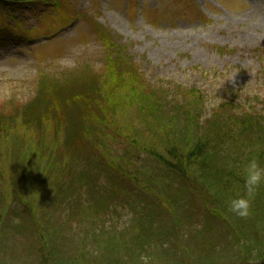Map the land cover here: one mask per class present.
I'll return each mask as SVG.
<instances>
[{"label": "rangeland", "instance_id": "obj_1", "mask_svg": "<svg viewBox=\"0 0 264 264\" xmlns=\"http://www.w3.org/2000/svg\"><path fill=\"white\" fill-rule=\"evenodd\" d=\"M22 1L13 0L20 9L0 4V264H142V255L150 257L149 264H243L245 260L264 264L260 260L264 256V213L252 207L251 214L238 217L237 223L225 206L238 193L223 198L220 186H203L239 227L247 247L244 258L234 242L224 237L223 224L205 218L201 207L206 200L197 193L193 212L185 211L177 201L170 214L163 200V217H156L153 223L142 222L145 227L140 228L134 199L124 196L112 200V183L105 175L93 185V192L82 188L80 175L86 171L96 174L98 169H88L80 151L70 154L65 146L70 125L63 122L54 140V127H26L22 117H17L36 97L42 76L60 79L78 77L82 72L103 74L104 48L96 38L102 29L121 38L149 91L173 93L178 86L197 89L206 99L204 119L224 104L234 105L239 114L262 115L264 0H58L56 8ZM193 103L188 102V109ZM171 109L166 110L170 118L183 112ZM141 118L136 106L125 115H113L111 121L119 128L124 126L130 134L137 128L140 133L137 148L126 149L130 143L125 138H106L114 149L106 155L108 162H119L129 153L133 164L153 169L147 150L150 142L158 143L162 136L154 138L155 129L145 134L138 126ZM150 122L162 123L157 118ZM7 124L14 129L3 138ZM90 128L88 143L92 146L104 125L94 122ZM157 147L155 151L161 152V145ZM51 162L70 164L63 181L78 176L75 189L65 193L74 207L48 200L55 195L53 187H48L50 177L60 170L51 167ZM189 171L197 177L196 170ZM43 180H47L48 190ZM17 189L27 204L15 200L18 195L12 191ZM154 194L158 201L168 197L164 191ZM101 201L107 205L101 206ZM25 212L30 221L27 228H7L9 220L15 222L9 224L20 225L19 217ZM167 238L175 249L164 245Z\"/></svg>", "mask_w": 264, "mask_h": 264}, {"label": "trees", "instance_id": "obj_2", "mask_svg": "<svg viewBox=\"0 0 264 264\" xmlns=\"http://www.w3.org/2000/svg\"><path fill=\"white\" fill-rule=\"evenodd\" d=\"M57 1L23 0L22 2L52 5L51 7L56 8ZM12 2L13 0H0L3 7L13 5L18 7L17 2ZM96 38H100L104 48L103 74L99 77L90 72H82L78 77L68 75L60 79L42 76L36 97L18 111L17 117H22L26 127L37 129L54 127L56 130L54 140L58 139L63 122L70 125L71 128L68 129L65 140V146L70 154L76 150L80 151L81 156L89 164L88 169L94 171L98 169L96 174L86 171L80 175L81 180H84L82 188L87 187L93 192V185L105 175L112 183V200L124 196L134 199L133 207L136 211V218L141 221L138 223L140 228L145 227L142 222L153 223L156 217H163L162 205H166L164 201L169 205L166 206L170 214L172 210L170 207L174 208V203L177 201L185 211L193 212L197 207V199L195 201L197 193L200 198L206 200L205 207H201L205 212V218L220 221L223 224L224 237H229L234 242L244 258L247 255V247L239 236V227L232 221L228 211L221 209L217 202L212 200L203 186L208 188L220 186L223 198H228L233 193L243 194V166L253 157L258 158L264 164V113L262 115L255 112L239 114L234 105L224 104L216 108L208 119H204L206 99L197 89H182L178 86L175 88L176 92L173 93L160 92L156 89L149 91L144 75L129 56L127 47L120 42L121 38L113 36L105 29H102ZM172 96L174 98H170ZM192 99L195 104L193 103L188 109L190 106L188 107L187 104L192 102ZM135 106L143 117L141 118L142 124L138 126L144 130V133L155 129L152 133L153 137L162 136L158 143L150 142L155 147L149 146L147 150L154 162L153 169L139 168L132 163V157L128 158L129 153H124L119 162L106 160V155L114 150L106 138L116 140L118 136L121 140L125 138L129 141L130 144L126 145V149L138 147L136 138L140 131L137 128H133V133L130 134L126 132L127 128L124 126L119 128L115 121H111L113 115L115 117L125 115ZM171 108L180 109L183 112L170 118L167 112ZM156 118L162 123L153 122L152 124L150 122L155 121ZM85 120L88 121L87 125L83 123ZM181 120L184 124L180 123ZM118 121L122 123L121 120ZM94 122L99 126L104 125V129L101 135H97L95 143L92 142L90 146L88 143L92 133L90 126ZM5 128L3 138L11 135L14 129L10 124H7ZM95 130L97 133L98 127ZM109 132L115 135L111 136ZM86 144L91 148H86ZM158 144L161 145V152L155 151ZM88 150H91L90 154ZM50 165L51 167L58 166L60 170L56 173L58 175L54 174L55 176L50 177L48 187H53L55 195L51 199L48 197V200L52 204L56 201L58 203L67 202L74 207V202L65 193L74 188L73 186L78 182V176L75 174L71 179L63 181L66 172L71 169L70 164L64 163L61 166L56 162H51ZM190 168L196 170L198 174L196 178L190 173ZM18 179H20V174ZM43 182L47 189V180ZM162 184L165 188L161 186ZM159 191H164L168 197L158 201L154 198L156 197L154 192ZM12 193L15 196L18 195L15 200L27 204V198L19 195L18 189L17 192L12 191ZM33 203L36 205L35 202ZM100 203L101 206L107 205L104 201ZM222 204L225 206L224 203ZM252 207H258L264 213V185L258 189ZM225 208L227 209V206ZM34 210L29 211L30 214ZM27 213L19 217L20 225L9 224L15 223L13 220L7 221V228L21 229L25 226L27 228L30 223L29 218L26 217ZM238 220L236 217V222ZM1 221L2 215H0V225ZM153 226L157 228L155 223ZM132 241H128V244L130 245ZM164 245H168V249L176 248V245L168 238ZM185 250L190 257L193 256L191 251L184 248L183 251ZM48 251L53 255L51 249ZM208 258H210L209 255ZM260 260L264 261V256ZM41 261L45 262L46 258L41 256ZM251 263L252 261L245 260L243 264Z\"/></svg>", "mask_w": 264, "mask_h": 264}, {"label": "clouds", "instance_id": "obj_3", "mask_svg": "<svg viewBox=\"0 0 264 264\" xmlns=\"http://www.w3.org/2000/svg\"><path fill=\"white\" fill-rule=\"evenodd\" d=\"M244 192L227 202L230 213L239 218H247L251 214L252 202L258 189L264 185V164L256 157L249 159L243 166ZM150 257L142 255V264H149Z\"/></svg>", "mask_w": 264, "mask_h": 264}]
</instances>
